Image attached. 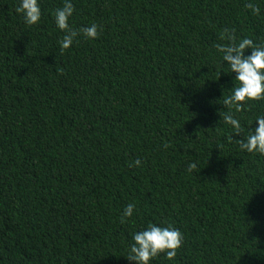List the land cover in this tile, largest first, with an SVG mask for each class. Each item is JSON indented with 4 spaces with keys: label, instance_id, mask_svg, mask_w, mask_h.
I'll use <instances>...</instances> for the list:
<instances>
[{
    "label": "trees",
    "instance_id": "16d2710c",
    "mask_svg": "<svg viewBox=\"0 0 264 264\" xmlns=\"http://www.w3.org/2000/svg\"><path fill=\"white\" fill-rule=\"evenodd\" d=\"M18 2L0 0V264H135L149 223L183 236L150 264H264V154L239 144L264 98L231 108L233 135L218 52L226 32L264 44V0H71L98 36L66 50L64 0L31 26Z\"/></svg>",
    "mask_w": 264,
    "mask_h": 264
},
{
    "label": "clouds",
    "instance_id": "9594fccd",
    "mask_svg": "<svg viewBox=\"0 0 264 264\" xmlns=\"http://www.w3.org/2000/svg\"><path fill=\"white\" fill-rule=\"evenodd\" d=\"M253 14H259L260 9L252 2L246 4ZM74 11L71 0H64L62 7L54 12V23L56 27L64 32L63 38L59 41L61 50L69 49L78 35L94 40L98 36V25L93 23L79 31L73 30L68 20ZM16 12L22 15L26 25H35L41 19V8L39 0H19ZM228 40L227 45H219L218 52L221 59L226 63L230 73H235L236 86L231 89V94L224 100L229 107V112L224 115L223 120L232 128L233 135H240L244 131L240 121L231 113L234 106L236 111L242 110V103L246 100L264 98V44H255L253 40L244 38L236 41L230 34H225ZM250 54L245 55V50ZM256 127L248 130L246 137L239 141L240 148L249 153L258 152L264 154V115H258L255 119ZM135 165L140 166L141 161L136 160ZM195 163L188 165L191 172L196 169ZM135 205L128 204L122 214V218L131 217ZM133 243L129 247L127 259L135 264H150L159 254L163 253L165 258L173 260L177 250L181 247L183 236L179 229L158 224L149 223L141 231L132 235Z\"/></svg>",
    "mask_w": 264,
    "mask_h": 264
}]
</instances>
